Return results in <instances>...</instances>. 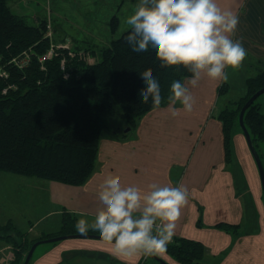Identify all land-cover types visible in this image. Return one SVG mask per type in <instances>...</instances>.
Instances as JSON below:
<instances>
[{
    "label": "crops",
    "instance_id": "crops-1",
    "mask_svg": "<svg viewBox=\"0 0 264 264\" xmlns=\"http://www.w3.org/2000/svg\"><path fill=\"white\" fill-rule=\"evenodd\" d=\"M217 4L238 15L233 39H240L248 53L239 73L225 81L228 90L239 88L235 97L221 98L219 91L225 82L204 78L192 89L197 100L193 113L181 112L172 118L166 103L145 113L135 128L122 123L118 129L105 131L95 169L83 184L27 176L24 206L32 204L30 192L44 194L34 201L38 204L25 221L3 212L0 223L11 221L16 230L27 231V237L40 239L60 234L65 213L91 221L102 206L97 186L112 172L124 186H186L188 203L175 236L202 242L205 264H264V193L259 169L241 130L234 136L238 161L227 163L223 122L218 117L227 102L245 94L246 79L264 69V0H217ZM226 71L229 75L230 68ZM259 103L264 111V100ZM157 254L169 264H185L166 251ZM150 258V264H162L143 254L129 260L118 258L101 239L79 237L51 243L34 254L29 264H142ZM14 260L13 242L0 237V264Z\"/></svg>",
    "mask_w": 264,
    "mask_h": 264
},
{
    "label": "trees",
    "instance_id": "trees-1",
    "mask_svg": "<svg viewBox=\"0 0 264 264\" xmlns=\"http://www.w3.org/2000/svg\"><path fill=\"white\" fill-rule=\"evenodd\" d=\"M11 1L0 0V67L6 72H0V170L83 184L95 169L103 133L118 129L122 123L135 128L152 110L151 99L148 104L139 101L144 87L139 73L152 68L165 98L161 105L167 103L172 81L191 74L183 67L179 71L159 67L154 49L131 51L124 40L129 28L113 37L121 25L117 14L110 20L113 36L107 45L81 47L69 41L66 47L55 48L53 41L57 40L55 33L49 34L50 22L38 18L30 23L14 11ZM263 87L264 69L247 78L245 94L230 100L218 113L227 163L234 161L236 129L243 131L241 109ZM227 91L225 82L219 94ZM244 121L259 151L258 141L264 140V111L257 100L247 108ZM76 220L65 213L59 235L77 232ZM6 226L13 234L0 233V237L13 242L12 264L19 263L35 241L53 237L46 235L31 245L24 244L17 238L22 232L15 230L11 221L0 228ZM166 252L185 264H205L207 256L202 242L176 236Z\"/></svg>",
    "mask_w": 264,
    "mask_h": 264
},
{
    "label": "clouds",
    "instance_id": "clouds-1",
    "mask_svg": "<svg viewBox=\"0 0 264 264\" xmlns=\"http://www.w3.org/2000/svg\"><path fill=\"white\" fill-rule=\"evenodd\" d=\"M125 24L130 31L124 40L131 51L154 49L159 67L177 71L183 67L191 74L171 83L166 102L172 118L181 112L193 113L197 100L192 89L202 79L225 82L229 79L226 69L239 70L247 58L242 41L233 39L238 15L222 9L217 0H138ZM139 75L144 82L139 101L148 104L151 99L152 109H160L165 98L152 68ZM96 194L102 206L91 221L84 216L78 218L75 230L82 235L99 233L111 246L112 254L125 260L166 251L174 241L189 198V190L182 184L124 186L112 172L102 178Z\"/></svg>",
    "mask_w": 264,
    "mask_h": 264
},
{
    "label": "rangeland",
    "instance_id": "rangeland-1",
    "mask_svg": "<svg viewBox=\"0 0 264 264\" xmlns=\"http://www.w3.org/2000/svg\"><path fill=\"white\" fill-rule=\"evenodd\" d=\"M137 3L138 0H13L10 4H12L14 11L17 10L25 15L30 23H36L38 18H46L50 22V33L56 35L57 41H53L54 47L61 48L66 47L70 42L79 44L81 47L86 45L95 46L96 44L107 45L110 42L109 37L113 36L110 32L112 16L117 14L121 18L120 28L113 36L116 37L128 28L125 20L133 13ZM19 7L22 8L19 9ZM53 38L55 37L53 36ZM76 39H78V42H76ZM90 60L92 61L93 58H90ZM237 72L238 70L230 69L229 78L232 77V73L237 74ZM238 91L239 88L236 87L232 88V91L229 89L228 93L221 95V98L235 97L233 95ZM262 100H264V93L257 98L258 102ZM236 130H240V127ZM258 148L264 163V140L258 141ZM234 160L238 161L235 146ZM26 177L27 175L0 170V214L3 212L13 214L15 217L18 216L21 221L29 218L30 211L38 204L34 201L40 200L41 195L44 193H40L39 190L30 192L31 197H33L32 204H30V207L24 206L23 201L27 192L26 183L29 180ZM36 178L34 177L31 180H39ZM8 223L10 222L0 223V226ZM12 232V229L8 226L4 229L0 228V233ZM27 235V231L22 232L19 240L21 243L31 245L34 238L27 237ZM51 243L53 242L41 243L34 254H39L41 249ZM25 256L26 254L17 264H23ZM151 262L152 259L150 258L148 261H143L142 264H150Z\"/></svg>",
    "mask_w": 264,
    "mask_h": 264
},
{
    "label": "water",
    "instance_id": "water-1",
    "mask_svg": "<svg viewBox=\"0 0 264 264\" xmlns=\"http://www.w3.org/2000/svg\"><path fill=\"white\" fill-rule=\"evenodd\" d=\"M264 93V87L259 89L258 91H256L249 99L248 101L244 104V106L241 109L240 112V125L241 128L243 130V133L245 135L247 144L249 146V149L255 159V162L257 164V167L259 169V174H260V178H261V182H262V187H263V193H264V164H263V160L262 157L257 149L256 144L253 141L252 135L250 133V131L248 130L245 121H244V116H245V112L247 110V108L257 100V98L259 96H261ZM97 238V239H101L99 236V233H93V232H88L86 235H82L79 232L77 233H69V234H61V235H57V236H53V237H49V238H44V239H40L35 241L32 246L30 247L29 251L27 252V255L24 259L23 264H29L37 247L41 244V243H50V242H56L62 239H67V238ZM151 257H153L154 259L158 260L159 262H161L162 264H169L166 260H164L161 256H159L157 253L154 254H150Z\"/></svg>",
    "mask_w": 264,
    "mask_h": 264
},
{
    "label": "built area",
    "instance_id": "built-area-1",
    "mask_svg": "<svg viewBox=\"0 0 264 264\" xmlns=\"http://www.w3.org/2000/svg\"><path fill=\"white\" fill-rule=\"evenodd\" d=\"M49 34H51L50 32H49ZM52 52H53V50H51L50 51V54H52ZM17 62H19L18 60H16ZM0 72H2V74H6V72L5 71H2V68L0 67ZM148 256V255H147Z\"/></svg>",
    "mask_w": 264,
    "mask_h": 264
}]
</instances>
